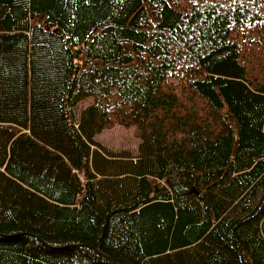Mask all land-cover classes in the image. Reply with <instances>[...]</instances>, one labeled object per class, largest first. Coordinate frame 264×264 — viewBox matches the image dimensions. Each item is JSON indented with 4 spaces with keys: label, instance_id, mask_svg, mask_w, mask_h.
I'll return each instance as SVG.
<instances>
[{
    "label": "trees",
    "instance_id": "obj_1",
    "mask_svg": "<svg viewBox=\"0 0 264 264\" xmlns=\"http://www.w3.org/2000/svg\"><path fill=\"white\" fill-rule=\"evenodd\" d=\"M0 264H264V0H0Z\"/></svg>",
    "mask_w": 264,
    "mask_h": 264
},
{
    "label": "rangeland",
    "instance_id": "obj_2",
    "mask_svg": "<svg viewBox=\"0 0 264 264\" xmlns=\"http://www.w3.org/2000/svg\"><path fill=\"white\" fill-rule=\"evenodd\" d=\"M89 101L81 102L79 106H85ZM78 106V107H79ZM97 146L102 151L111 155H128L132 158L138 154L140 140L134 136L132 128L112 126L104 129L95 136Z\"/></svg>",
    "mask_w": 264,
    "mask_h": 264
}]
</instances>
